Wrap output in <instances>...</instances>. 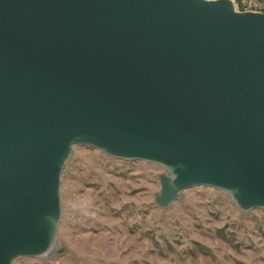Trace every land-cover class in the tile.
I'll return each instance as SVG.
<instances>
[{"label":"water","instance_id":"obj_1","mask_svg":"<svg viewBox=\"0 0 264 264\" xmlns=\"http://www.w3.org/2000/svg\"><path fill=\"white\" fill-rule=\"evenodd\" d=\"M158 165L167 208L264 211V14L230 0H0V264L55 244L73 147Z\"/></svg>","mask_w":264,"mask_h":264},{"label":"rangeland","instance_id":"obj_2","mask_svg":"<svg viewBox=\"0 0 264 264\" xmlns=\"http://www.w3.org/2000/svg\"><path fill=\"white\" fill-rule=\"evenodd\" d=\"M264 14V0L247 11ZM158 165L73 147L61 173L52 252L12 264H264V211L242 212L224 192L196 187L160 208Z\"/></svg>","mask_w":264,"mask_h":264},{"label":"built area","instance_id":"obj_3","mask_svg":"<svg viewBox=\"0 0 264 264\" xmlns=\"http://www.w3.org/2000/svg\"><path fill=\"white\" fill-rule=\"evenodd\" d=\"M247 6V11L248 10H251L255 5H256V2L254 0H246V4Z\"/></svg>","mask_w":264,"mask_h":264}]
</instances>
